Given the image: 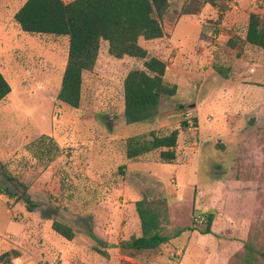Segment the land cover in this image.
Masks as SVG:
<instances>
[{
  "label": "rangeland",
  "instance_id": "obj_1",
  "mask_svg": "<svg viewBox=\"0 0 264 264\" xmlns=\"http://www.w3.org/2000/svg\"><path fill=\"white\" fill-rule=\"evenodd\" d=\"M25 1L0 0V71L12 86L0 102V170L26 184L39 206L31 212L24 202L0 193V254L20 250L22 260L12 264L55 258L59 264H263L264 50L242 39L232 47L228 40L234 31L239 35L250 13L264 14V0L217 5L170 0L162 19L165 35L139 43L147 58L168 63L165 79L181 91L161 97L157 118L135 124L125 121L123 84L130 70L143 68L144 59L116 58L103 40L95 69L85 74L80 107L62 103L57 94L69 39L23 31L14 15ZM185 8L193 13L184 14ZM203 38L212 42L204 44ZM202 45L210 48L208 61L199 55ZM197 102L206 105L198 112L201 120L208 113L201 129L192 110ZM183 121L189 122L184 131ZM176 128L181 140L174 163L190 175L181 185L171 172L175 166L160 162L158 151L126 157L129 136ZM43 135L60 148L50 162L35 157L31 148ZM144 163L150 171L142 174ZM242 179L253 181H237ZM10 186L21 190L15 182ZM137 196L178 201L173 212L168 206L164 232L187 226L186 235L134 256L121 251L119 243L139 232ZM108 200L126 210L109 215ZM53 207L76 230L73 240L46 232L47 220H53L45 215ZM213 209L215 231H205L206 221L193 223L195 214L206 217Z\"/></svg>",
  "mask_w": 264,
  "mask_h": 264
},
{
  "label": "trees",
  "instance_id": "obj_2",
  "mask_svg": "<svg viewBox=\"0 0 264 264\" xmlns=\"http://www.w3.org/2000/svg\"><path fill=\"white\" fill-rule=\"evenodd\" d=\"M221 1L202 0L212 5ZM169 5L170 0H26L14 17L25 32L68 37V59L57 99L73 108L80 107L85 74L95 69L103 40L108 42L109 54L116 58L129 56L144 59L143 68L130 70L123 84L125 121L137 123L156 117L161 97L174 96L178 90L177 84L165 79L168 63L156 56L147 58V49L139 43L140 38L153 40L165 35L162 19ZM183 13L190 14L193 11L185 8ZM239 26H235L233 31ZM240 27L239 35L234 31L230 36L229 46H236L238 40L242 39L250 46L264 49V14L250 13L248 23ZM11 91V84L0 71V102ZM194 122L197 126V117H194ZM180 128L186 130L189 122L183 121ZM179 134L180 129L176 128L169 133L159 134L150 130L129 136L125 141L126 157L136 160L156 150L161 162L173 163L177 159ZM31 148L37 153L35 157L46 158V162L53 161L60 151L58 144L48 135L34 141ZM0 173L3 176L0 193L15 198L17 202H24L29 211H35L39 203L28 192L27 185L17 181L6 168L1 169ZM11 182L20 185L21 190H14L10 186ZM168 206L166 199L154 200L144 196L138 200L136 210L140 218L141 235L122 240L119 243L120 250L129 256L155 250L185 229H190L181 228L174 234L164 232ZM58 210L57 207L50 208L52 212L45 216L53 220L54 231L67 240H73L76 230L57 217ZM214 218L215 213L209 211L206 215V232H212ZM260 255L264 264V252L261 251ZM19 256L21 251L12 248L0 254V262L12 264V260ZM252 259L256 258L252 256Z\"/></svg>",
  "mask_w": 264,
  "mask_h": 264
},
{
  "label": "crops",
  "instance_id": "obj_3",
  "mask_svg": "<svg viewBox=\"0 0 264 264\" xmlns=\"http://www.w3.org/2000/svg\"><path fill=\"white\" fill-rule=\"evenodd\" d=\"M234 1V0H233ZM250 2H252L253 0H249ZM237 6V5H236ZM257 13H259V12H257ZM261 14V13H260ZM262 15H263V13H262ZM219 33H216L214 36H216V35H218ZM213 36V37H214ZM223 35H221V37H222ZM211 39V38H210ZM202 40H204V44L205 43H211L212 41H209V40H207V38L205 39V38H203ZM210 51V48L209 47H206L205 45H202L201 46V48H200V50H199V55L201 56V57H203V58H205V60L206 61H208L209 60V56H210V54H209V52L208 51ZM264 50V49H263ZM209 55V56H208ZM205 56V57H204ZM181 91V89H180V87H179V89H178V92H180ZM203 101H205L204 99H203ZM206 102V101H205ZM205 104L204 103H200V102H197V104H196V107L194 108V109H192V110H194L195 111V115L197 116V118H198V123H199V129H201L202 128V126H203V122H204V120L206 119V117H207V115H208V113L206 114V116L204 117V120L202 119L201 120V118L199 117V114H198V112L201 110V111H203V109L205 108ZM159 107H160V105H159ZM220 107L222 108V111H223V108H225V104H220ZM225 111V110H224ZM158 117V115L156 116V118ZM131 124H135V123H131ZM180 140H181V138H180V134H179V138H178V144L180 143ZM184 146L185 147H187V148H192V145L191 144H184ZM179 147L180 146H177V159H176V161L178 162V156H179V151H178V149H179ZM156 151V150H155ZM148 155H150V153H148V154H146L145 156H148ZM129 160H131V159H129ZM161 162V161H160ZM159 162H156V164H158ZM163 163V162H162ZM171 164H173L174 166H175V169L173 170V171H171L172 172V175H175V176H177V178H178V181H179V183H180V185H181V181L183 182L184 180H188L189 178L188 177H190V175L189 174H186V170H187V168H186V166H184V165H180V164H176V163H171ZM149 164H145L144 163V165L141 167V169H139L140 171H138V172H140V173H142V174H144L145 172H149L150 171V167L148 166ZM146 167V168H145ZM125 168V167H124ZM154 169H156V168H154ZM197 168L194 166V170H192V172H193V178H194V181H198V175H197ZM194 173H195V176H194ZM237 181H240L241 183H243V184H246V183H248V182H252L253 180H250V179H242V180H237ZM214 185H218V182L216 181V183L214 184ZM226 185V184H225ZM227 186V185H226ZM138 197V196H137ZM142 199V198H141ZM149 199H151V197H149ZM138 200H140V197H138V198H136V200H135V202L133 203V208H134V210L136 211V215H137V219H139L138 221H140V218H139V215H138V212H137V210H136V202L138 201ZM103 201V200H102ZM101 201V202H102ZM95 202H99V203H101L99 200H95ZM181 202V201H180ZM105 203H108V208H107V213H109V215L111 214L112 215V213H119L120 211H125L126 210V208L124 207V206H122L121 208L119 207V206H116L115 205V203L112 201V200H108V201H106ZM178 201H176V200H174V201H171V202H169V208H170V210H171V212H173L174 211V209L175 208H177L178 206ZM181 203H183V202H181ZM181 208L184 210V208H183V206H181ZM181 209V210H182ZM211 211H213L214 212V209L213 210H211ZM215 213V212H214ZM199 214H202V213H199ZM204 215V214H203ZM214 220H215V218H214ZM214 225H215V221H213V224H212V227H213V231H215L214 230ZM46 228H47V233L49 234V236H53L54 234V230H53V228H52V223H51V221H49V220H47V222H46ZM183 228H189V227H187V226H185V227H183ZM180 230V229H179ZM186 230H188V229H185L184 231H182L181 233H180V235L179 236H176V237H174L175 239L177 238H180V237H183L184 235H186V233H187V231ZM194 231H192V233H193ZM136 235H141V223H140V227H139V232L136 234ZM132 236V235H131ZM130 236V237H131ZM130 237H128V238H125V239H129ZM174 238H172V239H174ZM125 239H123V240H125ZM171 239V240H172ZM169 242V241H168ZM167 243V242H166ZM16 260H22V257H17L16 258Z\"/></svg>",
  "mask_w": 264,
  "mask_h": 264
},
{
  "label": "built area",
  "instance_id": "obj_4",
  "mask_svg": "<svg viewBox=\"0 0 264 264\" xmlns=\"http://www.w3.org/2000/svg\"><path fill=\"white\" fill-rule=\"evenodd\" d=\"M234 2H236V0H234ZM234 6H236V4ZM204 221H206V217L203 214L197 213L194 215V218H193L194 224L203 223ZM34 264H59V258H55L51 262H48L46 260L35 261Z\"/></svg>",
  "mask_w": 264,
  "mask_h": 264
}]
</instances>
